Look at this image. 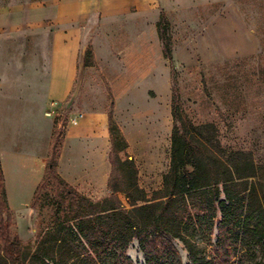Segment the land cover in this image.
I'll return each mask as SVG.
<instances>
[{
  "label": "rangeland",
  "instance_id": "obj_1",
  "mask_svg": "<svg viewBox=\"0 0 264 264\" xmlns=\"http://www.w3.org/2000/svg\"><path fill=\"white\" fill-rule=\"evenodd\" d=\"M210 1L215 0H178L174 4L178 5L176 10L162 9L159 13H146L151 20L145 26L121 29L131 36L144 33L146 36H162L164 41H168L169 56L162 57V44L160 46L157 39V91L149 86V76H146L145 82H139L136 89L128 93L136 105L135 109H131L134 110L133 114H128L130 108L125 98L115 102L113 95L119 98L122 91L114 86L113 92L109 83H102L98 77H92L86 90L76 92L56 119L59 125L57 129L62 132L64 114L76 111L84 114L87 107L99 104L107 107L108 103L110 107L112 102V114H115L119 124L127 126L131 122L133 126H141L148 118L143 115L157 110V137L132 139L129 148L119 154L122 161H130L132 158L136 168V184L148 198L157 191L160 174L167 165L169 135L173 126L169 115L171 88L176 92L187 131L193 132L188 126L190 123L196 129L195 134L199 139L226 163L242 167L251 164L259 179L263 181L264 178V0ZM92 19L95 24L97 15H93ZM113 33L114 29H101L94 25L86 28L83 35L84 50L95 38L103 40ZM4 41L1 36L0 85H10L17 89L14 88L12 92V117L6 118L3 123L12 125L18 143L25 148L35 137L41 136L38 125L42 119V98L39 95L31 97V94H44L50 36L35 38L34 41ZM131 46L136 47V44ZM134 78L137 77H130L129 80ZM78 79H81V74ZM163 82H167L166 88L161 86ZM104 84L112 98L109 97L107 103L102 100H106ZM188 169L191 170L190 167ZM128 183L127 177L123 184L118 179L115 187L120 188ZM257 190L261 191L258 185ZM65 191L55 180H48L42 184L26 210L15 212L18 211L15 209L11 212L15 234L20 241L30 244L32 251L41 236L64 218V208L68 203ZM118 197L129 209L125 195L119 194ZM220 199H223L222 195ZM251 211L254 217H260L262 213L264 224V203L261 211L253 203ZM189 212L192 215L191 224L178 227V231L182 235H191L193 242H199L204 247L206 224L201 217L204 214L210 215V212L205 211L202 203ZM220 219L217 210L215 223ZM254 222L252 220V224ZM75 223L72 221L65 224V231L59 236L62 240L60 244H49V255L54 260L47 258L45 264H55V261L62 258L66 260L72 253L81 250ZM152 243L157 255H164L162 258L166 259L163 241L157 237ZM133 244L128 247L126 255L133 264H145L137 243L141 257L132 259L129 256ZM171 244L182 264H190L180 241L174 239ZM218 246V232L214 229L211 246L207 247V251H214ZM255 255L256 261L264 263V243ZM234 264L237 262L234 261Z\"/></svg>",
  "mask_w": 264,
  "mask_h": 264
},
{
  "label": "trees",
  "instance_id": "obj_2",
  "mask_svg": "<svg viewBox=\"0 0 264 264\" xmlns=\"http://www.w3.org/2000/svg\"><path fill=\"white\" fill-rule=\"evenodd\" d=\"M158 37L163 57H168V41H164L162 36ZM92 64L93 55L89 44L84 52L83 65ZM171 115L173 128L169 169L162 178L161 189L150 198L136 184L133 162L122 161L118 155L126 148V144L113 121L112 104L108 111L111 137V173L107 185L109 195L101 201L92 202L76 193L57 176L55 166L59 133L55 132L46 172L33 198L43 183L53 179L66 190L68 203L64 208V218L41 236L33 251L30 244L20 241L13 230L0 167V264H45L47 258H52L49 244H60V233L65 231V224L72 221L76 222V237L81 250L72 253L66 260L62 258L55 261V264H133L126 251L134 241L144 256L145 264H182L171 244L174 239L183 245L190 264H234V261L237 264H264L256 261L255 255L264 243L262 213L260 217H254L251 211L253 203L260 211L262 209L264 178L263 181L259 179L251 164L242 167L226 163L199 139L190 123L188 126L193 132L187 131L174 88H171ZM125 177L129 179L128 185L116 188V181L119 179L123 184ZM119 194L125 195L129 209L123 205ZM200 203L206 212H210V215L201 217L206 224L204 247L199 242H193L191 235H182L178 231V227L191 224L189 210ZM217 210L221 219L215 223ZM252 220H255L253 224ZM214 229L218 232L219 246L208 252ZM157 237L163 241L166 259L155 252L152 242Z\"/></svg>",
  "mask_w": 264,
  "mask_h": 264
},
{
  "label": "crops",
  "instance_id": "obj_3",
  "mask_svg": "<svg viewBox=\"0 0 264 264\" xmlns=\"http://www.w3.org/2000/svg\"><path fill=\"white\" fill-rule=\"evenodd\" d=\"M176 3L178 0H0V37H4V42L34 41L35 38L50 36L51 43L44 94H31V97L39 95L42 98V119L38 125L41 136L35 137L25 148L18 143L12 125L3 123L6 118L12 117V92L17 88L0 85V167L5 198L11 212L15 209L18 210L15 212L26 210L31 204L46 172L55 132L59 133V152L55 166L57 176L76 193L92 202L108 196L107 185L111 173L109 103L108 108L104 103L87 107L79 124L64 125L62 132L57 129L59 125L54 119L44 117V111L50 103H54L60 113L76 92L85 91L92 77H98L102 83H109L111 91L114 92V86L122 91L119 98L113 95L115 102L125 98L130 108L128 114H133L134 110L131 109H135L136 105L128 93L134 91L139 82H145L144 78L149 76V86L157 91V39L160 46L161 42L158 35L146 36L143 33L131 36L121 29L143 27L151 20L146 13H159L162 9L176 10ZM93 15H97L95 24L92 23ZM93 25L101 29H114L115 34L103 40L100 37L93 40L90 45L93 64L84 66L86 49L83 48V35L85 29ZM135 44L136 47L131 46ZM133 76L137 78L130 81L129 78ZM166 84L163 82L161 86L166 88ZM105 86L106 100H102L107 103L112 98ZM112 115L125 141L124 150L129 148L132 139L157 137V110L146 112L143 117L148 118L141 126H133L131 122L127 126L119 124L115 114ZM169 115L173 124L171 94ZM172 128L167 165L160 174L157 191L161 189L162 178L170 165ZM20 167L24 168L20 170L22 176L16 177L15 171H19ZM15 205L19 207L15 208Z\"/></svg>",
  "mask_w": 264,
  "mask_h": 264
},
{
  "label": "built area",
  "instance_id": "obj_4",
  "mask_svg": "<svg viewBox=\"0 0 264 264\" xmlns=\"http://www.w3.org/2000/svg\"><path fill=\"white\" fill-rule=\"evenodd\" d=\"M61 114L57 111V107L54 103H50L44 112V117L47 119L56 120ZM65 117V125L67 126H77L82 120L84 114L81 112H69L63 115Z\"/></svg>",
  "mask_w": 264,
  "mask_h": 264
},
{
  "label": "bare ground",
  "instance_id": "obj_5",
  "mask_svg": "<svg viewBox=\"0 0 264 264\" xmlns=\"http://www.w3.org/2000/svg\"><path fill=\"white\" fill-rule=\"evenodd\" d=\"M21 169H24V168H21L19 169V171H15V174H16V177L18 176H22V173H20V170ZM132 250L129 251V256L132 258V259H137L138 257H141L140 253H139V250L137 249V245L136 243H134L132 245Z\"/></svg>",
  "mask_w": 264,
  "mask_h": 264
},
{
  "label": "water",
  "instance_id": "obj_6",
  "mask_svg": "<svg viewBox=\"0 0 264 264\" xmlns=\"http://www.w3.org/2000/svg\"><path fill=\"white\" fill-rule=\"evenodd\" d=\"M134 243H137L136 241H134Z\"/></svg>",
  "mask_w": 264,
  "mask_h": 264
}]
</instances>
